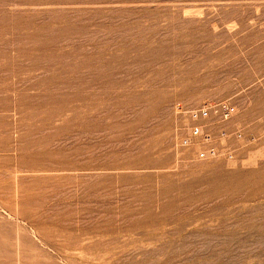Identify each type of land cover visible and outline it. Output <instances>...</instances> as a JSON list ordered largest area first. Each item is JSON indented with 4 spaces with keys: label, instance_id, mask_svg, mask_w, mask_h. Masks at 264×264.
Instances as JSON below:
<instances>
[{
    "label": "rangeland",
    "instance_id": "obj_1",
    "mask_svg": "<svg viewBox=\"0 0 264 264\" xmlns=\"http://www.w3.org/2000/svg\"><path fill=\"white\" fill-rule=\"evenodd\" d=\"M73 1L7 4L9 10L39 14L37 24L19 32L43 25L53 26L54 31L67 28L68 41L45 43L51 33L44 35L46 39L39 37V42L45 39L42 46L12 45L13 32L4 35L10 41L7 46L0 40V264H38L37 260L47 264L40 250L54 257L56 264H84L85 258L103 251L98 242L103 234L80 220L105 205L95 203L96 195L108 202L111 193L113 207H109L116 209L133 199L157 205L164 201L159 196L163 189L180 200L200 201L192 207L187 204L185 220L192 225L212 228L228 220L223 233L235 229L240 239L255 243L249 249L264 248V0ZM53 11L60 12L55 20L45 15ZM12 15L6 17L9 25L17 20ZM19 19L34 23L24 16ZM23 52L52 53L56 59L35 62L20 57ZM45 94L50 95L46 100ZM206 100H228L236 107L222 125L224 137L215 136L220 148L233 150V158L200 159V141L182 142L189 137L182 128L187 119L175 107H193ZM60 110L62 115L54 121L41 119ZM30 111L40 113L32 120L46 126L45 132L31 127ZM75 113L89 116L92 119L84 120L98 126L91 146H85L86 154L74 158L78 165L67 170L22 171L14 148L46 135L55 138L57 145L64 144L55 129L76 118ZM30 133L33 137L27 136ZM187 184H193L192 189H185ZM228 185L238 186V193L245 197L239 193L222 205L227 195L211 193ZM216 227L212 231L219 232ZM31 240L40 249L32 248ZM255 250L251 255L255 263H264V252Z\"/></svg>",
    "mask_w": 264,
    "mask_h": 264
},
{
    "label": "bare ground",
    "instance_id": "obj_2",
    "mask_svg": "<svg viewBox=\"0 0 264 264\" xmlns=\"http://www.w3.org/2000/svg\"><path fill=\"white\" fill-rule=\"evenodd\" d=\"M26 2L27 3H33V4H43V3H48V4L50 3L51 4V3H66V2H74V1L73 0H0V40H3V44H5L7 46L10 43V41L5 39V37H4L5 34H8L10 32H13L14 35H15V38H12L14 40V41L12 40L13 41V43H11L12 45H15L14 42H18V43L21 42L23 44H26V42H28V43L29 42H31V43L34 42V44H36L35 46H42L47 41H49V43L50 42L57 43V42L62 41V40H63L62 42L67 40L65 35H64L65 34V30H67V28L65 30L62 28L60 30L54 31L53 26L51 27L50 25L38 26L37 28H34V30L32 32H25V33L19 32V30H21V28H23V27H26V30H27V28L30 30V28H32L31 26H33L34 24H37L38 22L36 23V21H37L36 19H38V17H39L38 15L39 14L37 15V13L35 12V14H33L31 16L29 13H31L32 10H31V12L29 11V13H28V11L26 12L25 10L24 11L23 10L19 11L18 9L17 10L15 9L16 11L11 9L12 10L11 11V10L8 9L7 4H10V3H14V4L18 3L19 4V3H21L22 5H24L23 3H26ZM14 4L12 6H14ZM17 6H20V4L17 5ZM44 12H46V11H44ZM57 12L56 13H55V11H53L51 13L47 12L48 14L45 13V15L48 16L49 18H52L53 20H55L54 18H56L58 15H60L59 14L60 12L59 13H57ZM62 12H64V11L62 10ZM64 13H66V11ZM11 14H13L12 16H14L15 19H17V20H15L13 22V20H14L13 19L14 17H13L12 18L13 20L9 21V22H11V23L13 22V23H12V25H9V23L7 22V20H9V19H7V18H10L9 16ZM23 16L27 17V19L31 16L32 18L30 17V19H28V20H33L32 22H34V23L31 24L30 22H24L21 19H19V18H22ZM62 16H61V18H62ZM43 17H44V15H43ZM43 20L46 21V19H43ZM69 20H71V19H69ZM43 23H45V22L43 21ZM79 30H81V29H79ZM82 32H80V33H82ZM13 33H11V34H13ZM51 33H53V35ZM47 34L48 35L51 34V35L48 36ZM54 34H56V35H54ZM44 35L48 36V37H46L47 39L44 37ZM40 36H43L46 39L45 43H42L45 39L40 41V42L38 41ZM40 38L43 39L42 37H40ZM94 38L91 39V40L93 41ZM74 40L75 39L72 38L70 41L74 42ZM91 40H88V42L91 41ZM49 43H48V45H49ZM86 43H87V41H86ZM30 45L33 46V44H30ZM19 46H20V44H19ZM32 46H30V47H32ZM35 46H33V47H35ZM47 47H49V46H47ZM44 48H46V47H44ZM41 49H43V48H41ZM17 50H19V49H17ZM8 52H9V50H8ZM33 54H35V53H33ZM49 54H47V56H44V55L43 56H40V55L31 56L28 53H24L23 52V53L19 54V56L20 57H26V58L31 57L32 59H36L35 62L37 60H40V59L49 60V61L56 59L55 58L56 56H54V54H52V53H51V55H49ZM76 54H77V52H76ZM45 55H46V53H45ZM72 59H73V57H72ZM6 85L9 86L8 84H6ZM7 86H6V88H7ZM81 91H82V89H81ZM45 92L46 91H44V93ZM49 96H50L49 94L48 95L45 94V96H43V97L46 100V98L49 97ZM33 103H35V102H33ZM30 112H32V111H30ZM37 112H38V109H37ZM38 114H40V113L32 112L28 116H30L29 118H31V120L32 119L33 120H37L38 117H39ZM61 115H62V113H61V110H60V111L55 112V113H53V112L51 114L49 113L45 118L44 117L42 118L41 116L40 117H41L42 120L45 119L44 121L46 123V119H47V121L53 120L54 117H57V116L60 117ZM74 115L76 116V118L73 117L74 119H72V120L70 119V121L67 120L66 123L62 124L61 126H58L55 129L56 133L62 134V136L64 137L63 140L65 141L66 144L64 143L62 145H57L56 144L57 140H55V138H52V136L49 137V136L46 135V137L43 136L44 138H42V139L38 138V140H35V141H31V139L27 137L28 139H30V141L25 142V143L21 141L23 144H20L19 146L14 148V150L16 151V153H17V155L19 157V160L21 162L20 165H21V167L23 169L22 171L26 170V171H30L29 173H31V172L35 173V172H41V171L45 172V171H53V170H65V169L67 170V169H72V168H74V166L78 165L76 163V161H74V158L77 157V156H81V155L83 156V154H86L85 153V146H91L90 144L93 141V139H95L93 136H94L96 130L98 129V126L96 124L89 123V120H84V119H92V118H90L87 115H84V118L80 117L81 115H79L77 113H75ZM26 119H27V117H26ZM50 123H51V121H50ZM38 124H40V123H38ZM52 124H50V125H52ZM24 127H25V124H24ZM26 127H25V129H26ZM31 127H33L35 129V131H37V133L38 132L39 133L43 132L44 131V127L46 128V126L34 124V121H33V123H31ZM114 127H116V126H111L112 129ZM29 128H30V126H29ZM34 129H33V132H34ZM24 134H28V132L24 133ZM31 135L32 134L30 133L27 136H31ZM32 137H33V135H32ZM35 137H36V135H35ZM24 141H27V140H24ZM66 141H68V142H66ZM55 145H57V146H55ZM14 150H12V151H14ZM68 150H73V151H71L70 153L66 154V152ZM87 154H90V153H87ZM51 162H53V163H51ZM18 169H19V167H18ZM193 182H195V181H193ZM49 183H51V182H49ZM193 184H187L186 188L185 187H183V188H185V189H190L191 188L192 189ZM237 187H234V185L233 186L232 185H228V186H224L220 190H218L217 188L216 189L214 188V190L211 193V196L216 197L218 195L220 196V194H222V195L226 194L227 196H226V198L224 200V203H222V205L223 204L225 205L226 202L232 201V199L235 196L243 195L240 192H239L240 193V195H239ZM171 188H172V186H171ZM254 192H253V194H254ZM104 193H102V194H104ZM129 195H131V194H128V196ZM159 196L164 198L165 202L162 201L161 203H158L157 205H156V203H152V202L141 204V203H138L139 201H137L136 199H133V200H128L127 201L128 204L126 206H117L116 209H111L110 207H113L112 206L113 203H112V205H109L112 202L111 193H110V195L108 194V198H109L108 202H104L103 195H101V196H99V195L97 196L96 195L95 203L98 202L100 204V202H103L105 204L103 206H105V207L102 208L103 207L102 206L101 209L95 210V212L90 211L89 213L85 214V216L82 217V219H80V218L79 219L82 222L83 221L88 222L91 225V229H90V225H88V228L91 231L96 232L97 234H103V236H100L101 238L98 241V242H101V244L99 246H103V251H101L100 253H98L94 257L85 258L84 264H256L255 261L253 260V257L251 256L252 253H253V250L256 249L255 251L256 252H260V254H262L264 252V248H262V249H257V248L253 249V248H251L253 250L249 249L248 247L250 245H252V243L253 244H255V243L253 241L250 242V240H248V239H244V238L240 239L239 238L240 235L238 234L239 236H237L235 229L231 233H223V231H225V229H227V228H225V224L228 222V220H226V223H225V220L223 219L224 220L223 223H225L224 226L222 225V222H221V223H218L217 227L213 226L212 228H211V226H205L204 227V226H201V225H192L194 222H192L190 220H185V214H186V212L188 210L187 204H189L190 206L191 205L193 206L194 204H197L200 201L196 202V200H195L196 203H194L193 201H189V200H187L185 198H184V200H180V198L177 197V196L176 197L174 195L171 196V192H170L169 189L161 190ZM159 196H158V198H159ZM243 196L245 197V195H243ZM88 197H89V195H88ZM121 197L125 198L124 196H121ZM200 200H202V199L200 198ZM121 202L122 201H120V204H121ZM82 204H84V203L82 202L81 205ZM137 204H140V206L136 207ZM241 210H243V208ZM249 212H251V211H249ZM246 214H248V213H246ZM72 215H75V214H72ZM243 215L245 216V213ZM16 216H17V218L19 217L18 215H16ZM21 218H23V217H21ZM228 218H231V217H228ZM11 219H13V218H11ZM79 219H78V221H79ZM241 219H243V217ZM73 220H75V219L73 218ZM252 220H250V221H252ZM18 221H20V220H18ZM25 221H27V220H25ZM254 221H255V219H254ZM70 222H72V221L70 220ZM235 222H238V221H234L233 223H235ZM239 222L237 224H239ZM61 223H63V222H61ZM66 223H67V221H66ZM233 223H231V224H233ZM240 223H242V222H240ZM227 225H229V224H227ZM2 226H0V227H2ZM234 226L236 227V225H234ZM19 227H21V226H19ZM215 227H216V230H220L219 232H222V233H219L218 231H217L218 233L212 231V230L215 229ZM21 228H23V227H21ZM228 228H231V226H229ZM259 228H262V227H259ZM3 229L6 230V228H3ZM65 229H66V227H65ZM12 230H13V228H12ZM250 230H253V229H250ZM255 232H257V231H255ZM8 233L10 234V232H8ZM19 233L23 234V230H20ZM257 233H259V230H258ZM3 234L6 235V233H4V232H3ZM12 234L9 235V237L13 236ZM257 235L258 234H256V236ZM15 236L11 237V238H15ZM69 236L70 235H68V237ZM256 236H254V237L256 238ZM20 237H22V236H20ZM39 237H41V236H39ZM64 237H65V235H64ZM259 237H260V235H259ZM261 237H263V236H261ZM23 238H25V236ZM4 240L7 241V238L6 239L4 238ZM258 240H260V239H258ZM48 241H50V240H48ZM70 241H72V240H70ZM22 242H23V240H22ZM63 242H65V241H63ZM92 242H94V241H92ZM260 242H261V240H260ZM263 242H264V240H263ZM78 243L79 242L77 241V244ZM31 244H32L31 245L32 248H35L37 250L40 249L38 247V245L36 243H34L32 240H31ZM258 244H259V242H258ZM65 245H67V244H65ZM7 246H9V245L7 244ZM77 246H75V247H77ZM84 246H85V244H84ZM253 246L254 245H252V247ZM62 247H64V246H61V248ZM79 248H80V246H79ZM18 250H20V249H18ZM18 250H17V252H19ZM34 250H30V251H32V253H33ZM41 251L42 250H40V253L43 256L47 257L46 261L49 262V263L47 262V264H56L55 263L56 260H55L54 257H52L51 255H48V253L47 254L46 253H42ZM9 252H11V251H9ZM22 252H23V250H22ZM65 252L66 251H64V253ZM21 254H25V253H21ZM79 254L80 253H78V255ZM9 255H11V254H9ZM75 255L77 256V254H75ZM17 256L19 258L18 254H17ZM86 256H88V255H86ZM35 257H33V258H35ZM69 258H71V257H69ZM37 263L38 264H45V263H42L41 261L39 262L38 260H37ZM72 263H73V261H72ZM17 264H19V263H17ZM262 264H264V263H262Z\"/></svg>",
    "mask_w": 264,
    "mask_h": 264
},
{
    "label": "built area",
    "instance_id": "obj_3",
    "mask_svg": "<svg viewBox=\"0 0 264 264\" xmlns=\"http://www.w3.org/2000/svg\"><path fill=\"white\" fill-rule=\"evenodd\" d=\"M177 113L187 119L186 124L182 127L187 130L189 137H184L182 142L189 144L192 138H195L201 148L198 151L200 159H207L225 155L233 158L234 152L230 148H220L215 143V136L224 137L222 125L230 120L236 112V107L228 100H206L201 104L193 107L178 104ZM216 123V127H212ZM237 134V133H236ZM240 134V133H238ZM220 137V140H221Z\"/></svg>",
    "mask_w": 264,
    "mask_h": 264
}]
</instances>
